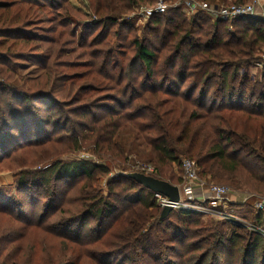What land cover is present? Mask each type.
<instances>
[{
	"label": "trees",
	"instance_id": "16d2710c",
	"mask_svg": "<svg viewBox=\"0 0 264 264\" xmlns=\"http://www.w3.org/2000/svg\"><path fill=\"white\" fill-rule=\"evenodd\" d=\"M106 2L95 12L109 26L156 0ZM50 9L64 10V3L0 0V161L29 147L35 168L55 157L44 153L52 155L54 145L69 138L63 152L94 146L107 164L52 159L43 169L20 171L18 190L29 197L17 207L0 205V264H76L84 248L98 245L107 249L99 264H264V204L254 208L257 198L233 203L248 205L252 216L247 225L231 222L238 234L189 209L161 219L155 192L126 175L132 172L127 150L116 141L130 126L147 147L154 176L172 184L183 183V171L174 183L166 168L186 156L197 161L202 178L264 197V68L254 77L249 73L264 55V19L228 22L170 8L154 14L136 39L124 35L132 22L120 23L107 41L100 36L89 44L82 36L83 48L102 47L87 51L91 57L80 65L87 71L65 75L58 69L69 65H59L58 41L43 27ZM120 40L126 46L114 48ZM32 59L45 74L26 79L27 87L16 85L18 68ZM111 164L120 169L113 177ZM103 177L105 189L98 185ZM51 238L63 244L59 258L49 251L56 247Z\"/></svg>",
	"mask_w": 264,
	"mask_h": 264
},
{
	"label": "rangeland",
	"instance_id": "374dc122",
	"mask_svg": "<svg viewBox=\"0 0 264 264\" xmlns=\"http://www.w3.org/2000/svg\"><path fill=\"white\" fill-rule=\"evenodd\" d=\"M61 3H64V10H53L50 9L49 11L52 12L51 16L48 14L47 17L50 19V21L47 20V22L43 23L44 30H47L45 33L49 37L54 38L58 41V44L56 45L58 51H60V58H59V65H69L64 66V68L58 69L59 71H64L65 75L69 74L72 75L73 73H80L82 71H87V67L80 66V65H87L89 56L91 51H96V48H101L102 45H96L93 44L91 48L85 49L82 46V40L81 37L83 36L84 42L92 43L95 42L98 37L101 36V38L106 37V41L109 38L113 37V33L120 29L119 25L120 23H126V22H132L134 23V28L131 31V28H126L124 30V35H129L127 40L130 39H136V37H142V32L147 24V22L150 19H147L145 16L141 15V7L147 6V5H137L135 6L130 12L120 15L118 17L117 24H109L106 25L105 18L106 16H99L96 14L95 10L97 6L100 4V9H102L101 6H104L106 0H57ZM155 4V3H154ZM153 6V5H152ZM67 11H69L68 14H65ZM258 11L261 12V15L263 16L262 19H264V0H262V3L260 7L258 8ZM59 16V17H57ZM113 17V15H110ZM66 26H64V23H66ZM53 28L52 32L48 33V29ZM107 30H109V36L107 37ZM73 33V35H71ZM137 34V35H136ZM95 40V41H94ZM116 42V41H115ZM127 41L120 40L117 43H115L114 48L116 49H122L123 46H126ZM50 44H48L49 46ZM70 65L72 67L70 68ZM43 74H45L44 68L38 64L37 61L32 60H25L22 65L18 68L16 79L14 80L15 84L20 87H27L26 79H39ZM252 76V75H251ZM255 76V75H254ZM252 76V77H254ZM58 83H60L58 81ZM76 85H81L82 81L75 82ZM30 85V84H28ZM45 89V88H44ZM59 91L60 88H58ZM61 92H58L55 94V97H58L60 101H62ZM100 94H93L92 99H96V96ZM69 99V98H68ZM64 99V100H68ZM69 99L68 101H70ZM99 103L105 102L107 104V100L100 99ZM82 103V102H80ZM79 104V103H78ZM105 104V105H106ZM80 105V104H79ZM104 105V104H103ZM63 132L61 130H57L56 135H60ZM66 138V137H64ZM63 138V139H64ZM116 141L121 143L125 149L127 150V162L126 165L132 170V171H139L140 165L144 164H150L155 167V165L152 162H149V153L146 150V146L144 142L137 138V134L134 132V130L128 126L123 127L117 137ZM70 140L69 138L62 140L61 142H57V144L54 145L53 150L51 149L52 155L48 153H44V156H55L54 158L49 159V161H45L43 163H40L35 166V168L43 169L46 167V165L51 164V160L55 159L60 161H72L74 159L76 160H89L91 162L97 163V164H107V158L100 157L94 146H85L82 148L81 151L79 150H67L63 152L64 149H69L68 144ZM26 147V146H25ZM63 152V153H62ZM49 157V158H50ZM34 158V153L32 150L28 148H20L17 151H14L10 157H7L6 159H3L0 161V205H6L8 207H17L21 203V199H23L25 196H27L26 192H20L17 187V179L19 178L20 171L25 170L26 168H32L31 166L34 165V163L31 162V160ZM184 159H189L186 156L181 157V160L178 164L172 165L170 167L166 168L165 175L170 177L172 175L171 180L176 183L178 181V176H182V161ZM24 166L22 165H27ZM20 166V167H19ZM112 172L110 174L111 177H113L115 174H117L120 169L111 164ZM203 179H206L209 184H216V185H223L227 186L230 189V193L228 196H226L223 200L217 201L210 195L209 192H205L202 197H206V201L204 199L199 198L200 205L209 207L213 210H215V213H201L203 215V219L205 221L213 220L216 222H226L229 226V232L234 231V234L241 233L239 228L236 225H232L231 222L224 220L221 218V214L223 213H232L236 216L240 217L237 219L240 224L247 225V223L252 222V216L249 213V207L248 205L244 206H234L233 203L237 204V202L240 201H253L251 197L257 198L254 201V206L258 203L264 204V197H261L259 195H255V193L246 190V192L241 193L240 191L233 188L230 184L224 183V182H218V181H211L209 178L204 177ZM107 177H103L98 185L102 188H106L107 183ZM210 180V181H209ZM65 183H59V189H62L64 187ZM42 202L39 203L36 207L39 210L43 209V203L46 201L43 199ZM195 201V200H193ZM205 201V202H204ZM28 203V202H27ZM212 205V207H210ZM34 207L33 205H30L26 208V211L31 214V210ZM256 208V206L254 207ZM181 209H176L175 211H180ZM238 223V224H239ZM94 226H96L95 223ZM231 224V226H230ZM239 226V225H238ZM231 228V229H230ZM231 233V232H230ZM56 242V244H55ZM53 243L56 245L55 250L49 249V251L52 253V255H56L58 258L60 257V254L64 252L63 244H61L57 239L51 238L50 239V246L53 245ZM97 247H100L101 250L95 249ZM87 249V251L84 254L79 255V260L75 262L76 264H99V256L102 251H105L107 253V249L104 248V246H91ZM40 252H38L39 254ZM45 253V251L42 252V255ZM41 254V253H40ZM49 254V253H48ZM75 257V255L73 256ZM69 258V257H68ZM66 258V259H68ZM45 260H47L45 258ZM64 260V258H63ZM111 260H107V264H114V261L110 262ZM65 264V263H63Z\"/></svg>",
	"mask_w": 264,
	"mask_h": 264
},
{
	"label": "built area",
	"instance_id": "2783aa9c",
	"mask_svg": "<svg viewBox=\"0 0 264 264\" xmlns=\"http://www.w3.org/2000/svg\"><path fill=\"white\" fill-rule=\"evenodd\" d=\"M262 0H249L246 3H230V4H215L207 0H156L153 6L141 7V15L150 19L154 14L165 13L170 8H179L187 16H193L199 13H207L213 20H223L233 22L235 20L252 17L263 18L261 12L258 11ZM264 68V55L261 59L255 61L249 69L250 75H256L260 70ZM183 171V183L179 185L181 191V201L174 204V209H189L201 213H215V210L200 205L201 198L205 192H209L210 195L217 201L223 200L230 193V189L227 186L209 184L206 179L200 176L198 163L194 159H184L182 161ZM139 172H143L147 175L154 176L156 170L153 165L144 164L140 165ZM158 203L163 208L169 203L166 196L156 193ZM206 201V197H202ZM195 200V201H193ZM204 201V202H205ZM256 208L262 209L263 203L255 205ZM212 207V205L210 206ZM221 218L232 223H239L237 219L240 217L232 213H223ZM240 220V219H239Z\"/></svg>",
	"mask_w": 264,
	"mask_h": 264
},
{
	"label": "water",
	"instance_id": "95a60500",
	"mask_svg": "<svg viewBox=\"0 0 264 264\" xmlns=\"http://www.w3.org/2000/svg\"><path fill=\"white\" fill-rule=\"evenodd\" d=\"M126 175L151 191L160 193L168 198L169 203L161 210V219L168 217L174 210V204L181 201V191L178 185L139 171H132Z\"/></svg>",
	"mask_w": 264,
	"mask_h": 264
}]
</instances>
